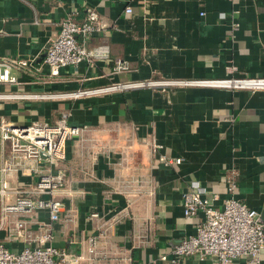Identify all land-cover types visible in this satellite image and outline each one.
I'll return each instance as SVG.
<instances>
[{"label":"crops","instance_id":"1","mask_svg":"<svg viewBox=\"0 0 264 264\" xmlns=\"http://www.w3.org/2000/svg\"><path fill=\"white\" fill-rule=\"evenodd\" d=\"M89 11L99 30L83 46L106 47V58L50 76L42 59L59 22L68 17L81 24ZM17 59L28 66H12L16 82L0 84V94L23 98L0 100V121L54 124L67 114L66 124L79 134L65 142L63 160L29 164L39 175L66 170V183L52 196L61 204L58 221L48 223L40 211L2 213L25 195L12 192L0 202V244L9 251L24 247L13 235V222L24 218L33 237L46 225L53 247L70 257L82 254L78 264H167L157 257L192 235L201 219L182 216V194L191 182L207 200L216 196L219 208L232 181V197L263 219L264 91L169 87L76 99L31 96L111 82L263 78L264 0H0V62ZM116 60L128 70L111 74ZM160 154L180 163L164 165ZM37 174L10 178V190L30 188ZM259 258L264 264V249Z\"/></svg>","mask_w":264,"mask_h":264},{"label":"built area","instance_id":"2","mask_svg":"<svg viewBox=\"0 0 264 264\" xmlns=\"http://www.w3.org/2000/svg\"><path fill=\"white\" fill-rule=\"evenodd\" d=\"M130 12L129 8L124 9L125 14H130ZM218 16L219 18L224 17L223 14ZM97 26V17L93 11L88 12L85 21L81 24H76L68 17L59 22L58 32L46 46L42 59L50 76H57L59 69L66 66H76L83 62L89 63L95 59L106 58V47L86 49L83 46L85 40L99 30ZM233 27L236 25L234 24ZM12 66L26 67L28 62L23 59L1 61L0 84L16 82L15 78L10 75ZM127 70L128 66L125 62L116 60L111 68V74ZM169 87L211 88L252 93L264 91V77L111 82L109 85L95 89L62 95L31 96V98L76 99L134 89ZM18 98H23V96L0 94V100ZM66 119L67 114H62L54 124L42 122L19 127L9 126L0 121V202L5 201L8 194L12 192L25 195L15 199L10 205L2 206L1 211L4 215L20 214L27 217L40 211L46 214L48 223L59 220L61 204L52 196L62 184L66 183V170L39 175L29 164L31 161H45L53 164L55 161L64 159L65 142L79 134L77 128L66 124ZM4 145L7 146L6 151ZM157 148L153 145L152 151L155 152ZM158 160L164 165L180 163L179 159H167L163 154L158 155ZM32 174H37V181L30 188L10 190V178L15 180L17 176L29 178ZM234 186V183L229 181L226 187L227 197L219 208H215L213 202L216 201V196H211L207 200L203 196V188L195 182L189 183L181 198L182 216L189 219L201 215V219L192 235L178 241L167 254L159 255L156 260L167 264H180L182 260L196 257L198 261L210 258L211 264H234L236 259L246 257V264H260V252L264 249V213L261 214L263 219H260L256 211L235 200L231 195ZM26 224L27 221L24 218L13 222V235L22 239L24 247L14 253L0 244V264H78L83 260L82 254L70 257L64 251L53 247L46 225L39 235L33 237L32 232L26 229ZM90 246H93L92 241H90ZM89 252L91 253V250Z\"/></svg>","mask_w":264,"mask_h":264}]
</instances>
